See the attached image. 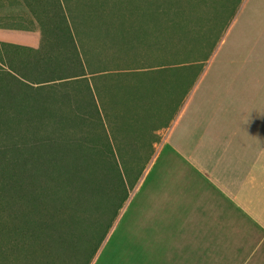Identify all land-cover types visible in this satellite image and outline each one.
Masks as SVG:
<instances>
[{"label": "crops", "instance_id": "0c3cea01", "mask_svg": "<svg viewBox=\"0 0 264 264\" xmlns=\"http://www.w3.org/2000/svg\"><path fill=\"white\" fill-rule=\"evenodd\" d=\"M241 1L248 10L253 4L251 27L237 22L239 6L229 34L244 25L256 33L257 44L235 74L212 77L220 86L207 87L208 76L197 81L199 76L186 75L185 59L169 62L167 52L148 53L147 61L133 64V75L124 77L128 70L109 66L104 53L100 59L107 66L90 72L87 46L84 76L50 81L24 77L3 55L7 61H0V74L10 72L27 85L17 97L32 101L23 106L27 114H62L60 98L76 97L80 90L86 110L96 99L106 141L122 149L117 151L121 163L138 162L136 154L124 156L123 149L137 148L140 156H148V197L123 207L89 264H97L117 231L120 264H264V0ZM4 4L1 0L0 10ZM4 17L0 11V42L14 46L0 44V50L21 53L14 65L22 73L34 69L39 64L34 57L53 50L43 42L39 20L35 15L38 26L31 28L6 25ZM135 98H147L149 112L141 115L144 126L129 131L117 116L122 117L124 101ZM64 108L68 115L76 113ZM129 210L131 219L123 221Z\"/></svg>", "mask_w": 264, "mask_h": 264}, {"label": "rangeland", "instance_id": "374dc122", "mask_svg": "<svg viewBox=\"0 0 264 264\" xmlns=\"http://www.w3.org/2000/svg\"><path fill=\"white\" fill-rule=\"evenodd\" d=\"M3 1L5 3L4 8L0 11L5 16L3 19L4 24L15 26L24 24L31 28L35 26L37 28L38 24L34 20L35 15L33 16L32 9L35 7L40 10L41 0ZM147 1H149V6L146 3ZM147 1L69 0L71 7L74 9V26L82 50H87L88 46L97 56L104 53L105 61L113 66L123 65L128 59V64H131V66L139 64V62H136L139 61L138 58L147 61L148 56L145 53L138 58H131L128 55L129 52L135 55L136 51H144L145 46L142 45V41L131 39V42L135 43L130 48H127L125 44L114 47L113 42L107 40L109 37L104 40V37L95 38L98 31L93 34V29H90L93 24L94 26L98 24L99 27L103 25L104 29L107 27H109L107 29H112L111 34L117 33L127 36L131 34L127 32L133 31V29L119 28L121 22H124L120 19L122 17H127L129 20L136 19L140 15L144 17L146 14L138 12L154 11L157 6V9L162 11H185L186 0ZM201 1V14L198 15L197 22H192L191 25L185 27V38L189 39L187 43L189 46L185 43V49H188L185 51V74L191 73L190 75L199 76L197 81L203 76H208L209 80H205L204 83L207 87H215L216 85L220 86L221 83L213 82L212 77L220 75L226 77L235 74L238 69L242 68L240 66L244 65L246 59L251 58L253 54V46L257 44V39L254 42L256 33L252 34L244 27V25L251 27L253 4H249L250 10H248L246 6L242 7L245 2L240 5L241 0ZM6 3H8V6H6ZM156 4L157 6H154ZM239 6L242 11L239 13V21L237 20V22H239V25L242 23L244 25L237 28L231 36L229 34L231 24L236 17ZM93 12H113L114 14L98 15V19L94 21L93 14H91ZM127 12L134 13L128 14ZM128 15L130 16L128 17ZM189 15L195 16V14ZM163 16H166V14H163ZM172 16L174 18L177 15L173 13ZM110 18L114 19L111 20ZM138 21L139 23L135 28H142L140 26L143 25V32L151 34L154 32V21ZM164 24H167V21ZM174 24L167 25L171 26L172 31L170 33H176L175 28L172 27ZM135 34L140 33L135 32ZM147 36L149 41H153L151 35ZM192 38L195 45L190 44ZM45 40V42H48L46 38ZM152 44L154 47L150 48V52L147 51V54L152 51H159L155 45L156 43ZM122 49L124 52H122ZM191 49H194V51H191ZM126 51L129 52L126 54ZM94 53L92 55L96 58ZM104 66H107V64L105 63ZM125 70L127 71V69ZM130 75H133L132 71L128 70L123 76L129 77ZM69 88L74 90L73 87ZM192 90H198L197 82L193 85ZM79 91L76 97L73 93L74 95L70 98H65V96L60 98L59 103L62 106L68 105V111L76 112L68 115V118L14 115L11 114L14 111L11 107L6 106L4 109L7 112L5 118L7 120H9V117L13 118L14 122L10 124V122L0 118V146L11 144V142L23 144L24 141L41 140L45 144H55L58 149L62 142H66V145L75 143L86 146L87 153L86 155L78 154L77 150L81 147L79 145L76 147L69 146L70 149L76 151L73 157H71L72 154L58 155L55 165L60 182L57 202L60 200L61 203L58 204L52 200L40 199L35 196L34 203L23 206L26 212L22 214L10 211L9 207L6 209L3 205H0V264H85L106 231V226L112 222L114 224L120 218L119 215L123 207L127 203L134 205L135 202H140L144 196L148 197L151 188V164L146 163L148 156H140L138 154L140 149L137 148L123 149L124 156L132 154L138 156L137 163L123 164L120 162V158L122 160L123 157H119L117 154V151L119 152L122 149L114 148L111 143L108 146V152L111 150L114 153H110L109 156L105 144L106 138L103 125L91 114H87L86 104L84 105L85 100L83 101L84 93L82 94ZM147 100V98H139V100L135 98V101H124L121 108L123 111L121 112L122 117L117 116L118 119L121 118L124 129L131 131L146 124L142 122L141 115L149 112V107L144 104ZM64 107L62 111L66 112ZM22 127L23 134L20 133ZM95 147L104 151L98 154ZM62 148L65 149V146ZM49 170L50 165L45 162L43 165V179L48 176ZM122 176L125 190L122 184ZM81 183L85 184V191L80 188ZM70 186L72 200L70 203H64L62 200L66 197V189ZM136 190L138 192L133 197ZM124 191L126 200L119 210L118 205ZM116 210L119 212L117 217L115 216ZM130 211L122 215L121 219L123 221L131 219L132 213H129ZM26 220H30V222ZM43 220H47L45 221L47 225L56 224L51 227L48 226L49 228H45V225L42 227L38 224H30ZM67 224L70 227H64ZM72 227L74 228L75 237L73 233H70V230H73ZM35 229H37V233ZM117 234L118 231L99 257L97 264H120L124 262V257L116 248ZM62 236L65 237L64 241L60 240ZM43 242L45 243L43 244ZM185 264H198V261L185 260Z\"/></svg>", "mask_w": 264, "mask_h": 264}, {"label": "trees", "instance_id": "16d2710c", "mask_svg": "<svg viewBox=\"0 0 264 264\" xmlns=\"http://www.w3.org/2000/svg\"><path fill=\"white\" fill-rule=\"evenodd\" d=\"M201 2H202L201 0H186L185 11H162L157 9L158 6L156 4L154 6L157 7L154 11L138 12V13L146 14V16L144 17L140 15L136 19L133 18L132 20H129L127 17H122L120 19L124 20V22H121V27L119 28L133 29V31L127 32V33H131L130 35L127 36L119 35L117 33H116L117 35L111 34L112 29H107L109 28L107 26H106L107 28L104 29L102 27L103 25L99 27L98 24H96V26H94L93 24L92 28L90 29H93L92 31L93 34H95L98 31V34L95 35V38L104 37L103 38L104 40L107 37H109V39L107 40H110L109 42H113L114 47L125 44L127 48H130V46L135 43V42H131V39L142 41V45L145 46L144 51H139V52L136 51L135 55L133 53H130L129 51L125 52L126 54L127 52H129L128 55L131 58H138L142 56L143 53H145L148 56L147 51L150 52V48L154 47L152 43H156L155 45L159 49V51L157 52L160 53L167 52L170 54L171 57H168V61L170 60L169 62H172L174 60L176 61L177 59L181 60V59H185V57L181 58V56L182 54H184L185 56V51L188 50L185 49V42H184L185 27L186 25H191L192 22H197L198 15L201 14L200 13ZM41 3L42 5L40 10H38L35 7H33L32 10L35 13L37 19L39 20L43 35V42L46 41L45 40L46 38L48 42L45 43L52 45L53 50L45 52L43 56H35L33 61H35L36 59L37 62H39V64L36 63L34 69L31 68L30 70H26L25 73H22L21 70H19L16 67V65H14V62L17 61V55L21 54L18 51L0 50V61L5 63L7 60L6 57H3V55L8 54L7 56V59L9 60L8 61L9 63L7 62L8 65L11 66L12 69L17 70V72H20L22 75L24 74L23 76L27 78L35 77L37 79L50 81L55 79H67V78L84 76L86 74L87 50L85 49L82 50L81 47L82 45H80V43L77 40L76 29L74 26L75 19L73 16L74 9L71 7L69 0H41ZM146 3L149 6V1H147ZM108 13L114 14L113 12H102V13L93 12L91 14H93L94 21H96L98 19V15H105ZM127 13L129 14L134 12H127ZM173 13H176L177 15L174 18L172 16ZM163 14H166V16H163ZM189 14H195V16L194 15L190 16ZM129 16L130 15H128V17ZM110 19L112 20L114 18H110ZM138 20L154 21L153 22L155 27V28L153 27L154 32L152 34L149 32H143L144 31L143 25L140 26L142 28H135V26L139 23ZM166 21L167 24H164ZM170 23H175L174 26L172 27L175 28L176 33H170L172 31V29L170 28L171 26H167ZM168 28L170 29L168 30ZM135 32H138L140 34H135ZM147 35H151L153 41H149ZM57 40L60 42H58ZM0 44L13 45L8 42H0ZM88 51H90L89 52L90 69H91L90 72H98L104 70V67L102 65L103 62L100 59V55L97 56V54L94 53V51L91 48H88ZM191 51H194V49H191ZM32 52L33 49H28L27 56L32 58L31 56ZM122 52H124L123 49ZM92 53H94L96 58L93 57ZM172 56L174 58H172ZM138 59L139 61L136 62H139V64H137L136 66H142L140 64L142 63L143 58H138ZM128 61H125V64L120 65V67L122 66L121 69L129 70L130 68H132L133 65L131 66V64H128ZM109 66L112 65L109 64ZM21 82L22 81L17 79V77L13 76L10 72L8 73L5 72L0 74V102L1 104L2 102H4L3 105L0 107V118L6 120L7 122H10V124L14 122V119L9 117V120H7L5 118L7 115V112L4 111L6 106H9L11 107L12 110H14L11 113L14 115H27V116L37 115V114H27L28 111L23 108L25 103L27 104L28 102L29 104L32 103V101H26V100L24 101L23 99L17 100V97L21 96L20 95L21 90L24 87L26 88L27 86L26 84ZM13 89H19V91L15 92L13 91ZM24 95H26V93ZM6 97H8V99H6ZM84 100L85 99L83 98V101ZM88 104L89 106H88L87 114H91L104 127L99 108L97 107L96 99L93 98V100H90ZM51 116L60 119L68 118L67 117L68 114H66V112L64 111L62 112V114H51ZM23 132L24 130L22 127L20 133L23 134ZM24 142L25 143L23 144H18L17 142H11V144H4L0 146V205H3L4 208L6 209L9 207L10 211H13L18 214L19 213L22 214L23 212H26L23 206L26 204L34 203L33 199L35 198V196L39 197L40 199H47L57 202V197L59 196L58 194L60 192V188H59L60 182H59V178L57 177L56 167H55L57 158L59 157L58 155L72 154L71 157H73L76 151L74 149H70V147H76L79 145H81V147L80 149L77 150L78 154L81 153L86 155L87 153V149L85 148L86 146H83L82 144L70 143L66 145V142H62L61 146H59L57 149L55 144L53 143L45 144L41 140H35L31 142L24 141ZM105 144L107 145V152H108V146L111 144L108 141H106ZM64 146L65 149L62 148ZM95 149L98 154L104 151L103 149H99L97 147H95ZM110 153H114V151L110 150V152H108L109 156ZM45 162L49 163L50 170L48 176L45 179H43L42 177V174L44 173L43 165L45 164ZM122 184L125 190L123 176H122ZM70 188L71 186L66 189V195H65L66 197H64L62 200V202L64 203L66 202L70 203L72 200L71 197L72 191ZM80 188L83 191H85L86 188L85 184L81 183ZM125 200H126V194L124 191V195L122 196L120 203L118 205L119 210L121 209ZM57 203L59 204L61 203V201L59 200ZM118 213L119 212L116 210L115 211L116 217ZM26 221L30 222V220H26ZM45 221L47 220L39 221L36 223H30V224H38L42 227L45 225V228H49L48 226L51 227L54 224H56L53 223L51 225H47ZM112 224L113 222L110 223L108 226H106L107 228L106 231L104 232L102 238L97 243L96 248L93 249L92 255L90 256L89 259L86 260L85 264L90 263V261L96 254L97 250L99 249L101 243L107 236ZM64 227H70V225L67 224L64 225ZM35 230H36L35 232L37 233L38 232L37 229ZM70 233H73L74 236V228L73 230L72 229L70 230ZM61 239L62 241H64L65 237L62 236L60 237V240ZM44 243L45 242H43V244Z\"/></svg>", "mask_w": 264, "mask_h": 264}]
</instances>
